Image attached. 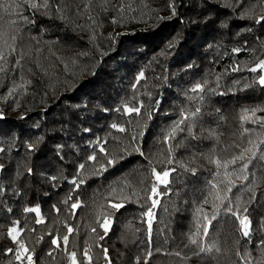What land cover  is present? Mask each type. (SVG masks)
Segmentation results:
<instances>
[{
  "label": "trees",
  "instance_id": "obj_1",
  "mask_svg": "<svg viewBox=\"0 0 264 264\" xmlns=\"http://www.w3.org/2000/svg\"><path fill=\"white\" fill-rule=\"evenodd\" d=\"M172 2L52 0L48 15L25 0H6L8 12L0 8V26L16 36V52L8 55L5 49L7 70L0 74V264H26L28 255L34 264H72L73 251L77 264H245L240 259L245 254L250 264L264 260V172L252 165L249 181L233 177L236 187L228 194L235 200L250 182H257L254 201L249 203L252 193H242L248 212L242 207L241 214L249 217L250 236L244 237L239 221L221 210L209 235L198 238L205 245L215 242L220 253L197 255L198 247L188 240L216 171L204 157L213 151L221 159L230 156L222 151L227 144L249 147L248 136L239 137L240 111L264 106V88L253 84L264 70L250 71L264 60V25L240 18L253 6L257 17L264 15V0H175V16ZM197 83L205 86L203 93L191 92ZM197 95L204 101L189 100ZM141 104L139 115L124 111L125 105ZM197 106L200 139L180 132L165 143L181 110ZM256 115L264 117V111ZM114 123L125 131L112 128ZM244 127L259 129L250 122ZM141 130L144 136L133 141ZM210 130L219 135V144ZM98 140L108 153L123 158L101 175H90L98 167L87 159L94 150L104 162ZM81 163L86 168L77 177ZM181 165L196 168V174ZM152 167L169 170L167 185L155 179ZM74 178L85 182L76 188ZM154 183L160 195L153 197L159 203L152 208L149 234V217L143 214L151 208L148 196ZM109 201L124 207L112 209ZM73 203L80 206L74 209ZM27 208L39 209V215ZM203 210L213 211L211 204H203ZM105 215L111 227L100 240ZM13 227L19 232L15 242L8 235ZM21 242L29 251L17 261Z\"/></svg>",
  "mask_w": 264,
  "mask_h": 264
},
{
  "label": "snow or ice",
  "instance_id": "obj_2",
  "mask_svg": "<svg viewBox=\"0 0 264 264\" xmlns=\"http://www.w3.org/2000/svg\"><path fill=\"white\" fill-rule=\"evenodd\" d=\"M245 0H241V3H244ZM6 0H0V8H3L5 12H8V7H5ZM25 3L32 8L33 10L40 11L41 9H44L45 15H48L51 11L52 7V0H42V2H37V0H25ZM225 6H231L235 8V5H229L226 2ZM169 8L172 11V15H176V4L175 0H173L172 3L169 4ZM261 10L264 11V5H261ZM57 12H60L61 9L59 7L56 8ZM62 18V17H61ZM240 18L242 19H252L256 24L264 25V15L256 16L255 13V6L251 8H246L244 11L240 14ZM0 19H2V15H0ZM163 19V18H161ZM115 22V21H114ZM16 40L15 35H9L8 32L4 31L2 26H0V74H3L7 70V64L8 61L6 59L5 55V49H7L8 55H11L16 52V48L13 46L14 42ZM10 41L12 43H10ZM169 47H172L171 44H169ZM240 48H234L233 52H240ZM16 63H19V61H16ZM257 69L264 70V60H260L255 67L251 68L250 71L256 72ZM239 68H233V71H238ZM144 73L141 72L138 77V81L140 78H143ZM219 79V78H217ZM253 84H258L261 88H264V74L258 75V77L253 81ZM252 84H245L244 87H251ZM205 91V86L202 84L197 83L192 89L191 92L193 93H203ZM210 92H215V89H209ZM11 95V92L9 93ZM223 95V93H220ZM189 100H199L200 102L204 101L203 95H197L193 97H189ZM159 103V101L157 102ZM143 105L141 104L140 107H128L127 105L124 106L125 113L131 114L136 113L139 115L141 107ZM117 111H120V109H117ZM217 111H219L217 109ZM264 111V106H255L252 108H242L240 111L239 119L241 121L240 124V132L239 137L241 140L247 135V143L250 145L249 147L240 148L239 144H227L223 147L222 151L225 153L231 152L232 154L230 156H227L224 159H221L219 157H216L215 151L213 153L205 156L204 158L207 159L208 163L214 164L216 171L212 173L213 180L209 181V189L207 192V195L203 197L202 204L199 205L196 209V218H195V228L196 231L193 233L188 234V240L189 243L192 245H196L199 249V251L196 253L197 255L201 253H213L215 251L216 253H220L221 249L217 246L215 242L210 244H203L202 241L198 238L201 237H207L209 235V226L212 225L213 221L217 219V217L221 214V210L225 214L231 215L232 217H235L236 220L239 221L240 224V230L242 232V235L244 237L250 236V220L247 215L241 214V208L243 207L244 201L242 199V193L243 192H249L252 193L249 203L254 201L256 199V194L254 191V188L256 186V181L250 182L246 187H244L241 191V195H237L235 197V200L229 197V193L232 192L233 188L236 187L235 181L233 180V177L236 179H239L242 183L245 181H249V166L252 165L253 168L259 169L262 172H264V117L257 116V112ZM201 115V107L197 106L194 110L184 108L180 112L179 119L173 122L170 129L167 131L165 135V143H169L171 140H174L176 138L177 133L180 132H186L187 136L191 139H200L199 136H197L195 132L196 128V122L197 119ZM23 118V117H22ZM0 119H4V114L0 112ZM252 123V124H258L259 129L253 128L249 129L244 127L245 123ZM112 128L118 129L120 132H124L125 129L123 127L118 126L117 124H112ZM146 127V126H145ZM144 130H141L138 134L133 135L132 139L133 141H136L138 137L144 136ZM255 135L256 139H253L252 136ZM209 136L211 138H214L217 142V144L220 143V137L215 133L214 130L209 131ZM97 145L99 146V152L103 154V161L101 162L97 160V155L95 153V150L93 151V154L89 155L87 159L89 161L95 162V164H98V167H93L90 175H101L103 172H106L108 170V167L115 166L119 162L120 159H122V156H117L115 154H110L107 152L103 144L100 143L98 140ZM106 143V141H105ZM181 146V144L178 142L176 147ZM27 147L31 150L33 148L32 144H28ZM62 146H58L60 148ZM239 148L240 150L238 152L233 151L234 149ZM4 151V149L0 148V152ZM126 152V150H124ZM134 151L138 152L140 155H144V153L141 151L139 147H135ZM169 155L171 156L173 152V147L171 144H169L168 148ZM216 157V158H214ZM168 163H173V160L170 158L168 160ZM185 168L186 171H191L193 175L196 174L197 169L196 168H188L187 165H181ZM0 168H3V165H0ZM86 168V165L84 163H81L78 165L77 169V177H81L83 175V170ZM153 176L157 181H159L160 184L167 185L169 183L168 177L170 175L169 170H164L162 172H157L155 167H152L151 169ZM28 172L31 173L32 169L29 168ZM252 175H255V173H252ZM51 179L55 180L56 177H51ZM85 182L84 179H77L74 178L71 183L75 185L76 188H79L81 184ZM220 185H224L223 189L220 188ZM158 185L153 184L151 187L150 194L148 196V199H151V208L144 213L143 215H146L149 217L148 219V231L149 234L151 233L152 228V217L153 212L152 208H155L159 200L154 199L153 197H157L160 195V193L157 191ZM116 189L113 188L112 192L115 193ZM223 193V194H222ZM264 195V194H262ZM127 199V197H125ZM203 204H211V207L213 211L211 213H207L203 210ZM79 203H73L71 205L72 208L79 207ZM109 206L112 209L119 210L122 207H124V204L122 202L114 203L109 201ZM25 211L28 212H36L37 215H39V209H32L27 208ZM248 208L243 207V213H247ZM41 221H37V223H40ZM100 227L104 231V235L100 236V240H103L105 236L108 234L110 227H111V220L108 218L107 215L104 216L103 223H100ZM261 230H264V223L261 224ZM73 230L71 228H68V232L71 233ZM93 232L96 231L95 228L92 229ZM8 235L11 237V239L15 242L17 240V236L19 235V232L15 227L9 229ZM69 240L68 235L63 236V242L65 245H67ZM52 244L57 245L59 247L57 239L52 240ZM260 246H261V252L264 253V239L260 240ZM22 250V251H21ZM9 253H11L13 250L8 249ZM28 249L25 247V245L21 242L19 243V247L16 250L15 258L17 261L22 260L24 254L28 253ZM105 258L107 257V249H103ZM48 255H52L51 252H49ZM76 252L73 251L70 253L69 258L72 262V264H77L76 262ZM85 256H88V251L85 250L84 252ZM148 256H151L152 253L148 252ZM176 255H180V253H176ZM237 255L240 256V253L237 252ZM247 254L245 256H240L241 260L245 261V264H250V262L246 259ZM89 260H91V257H88ZM28 264H34L33 258L31 255L27 256ZM110 264V262H109ZM147 264V262H145ZM256 264H264V260L257 261Z\"/></svg>",
  "mask_w": 264,
  "mask_h": 264
},
{
  "label": "rangeland",
  "instance_id": "obj_3",
  "mask_svg": "<svg viewBox=\"0 0 264 264\" xmlns=\"http://www.w3.org/2000/svg\"><path fill=\"white\" fill-rule=\"evenodd\" d=\"M89 260V259H88ZM26 264H28V261L26 262Z\"/></svg>",
  "mask_w": 264,
  "mask_h": 264
},
{
  "label": "built area",
  "instance_id": "obj_4",
  "mask_svg": "<svg viewBox=\"0 0 264 264\" xmlns=\"http://www.w3.org/2000/svg\"><path fill=\"white\" fill-rule=\"evenodd\" d=\"M88 262H90V261H88Z\"/></svg>",
  "mask_w": 264,
  "mask_h": 264
}]
</instances>
